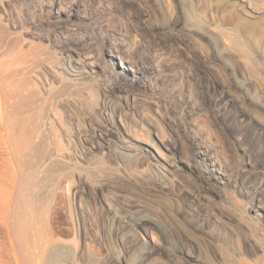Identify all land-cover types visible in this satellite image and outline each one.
Segmentation results:
<instances>
[{
	"label": "rangeland",
	"instance_id": "1",
	"mask_svg": "<svg viewBox=\"0 0 264 264\" xmlns=\"http://www.w3.org/2000/svg\"><path fill=\"white\" fill-rule=\"evenodd\" d=\"M263 13L264 0H0L4 81L46 129L22 158L0 140V245L16 215L30 241L53 228L61 264H264V52L257 31L226 36Z\"/></svg>",
	"mask_w": 264,
	"mask_h": 264
},
{
	"label": "bare ground",
	"instance_id": "2",
	"mask_svg": "<svg viewBox=\"0 0 264 264\" xmlns=\"http://www.w3.org/2000/svg\"><path fill=\"white\" fill-rule=\"evenodd\" d=\"M248 4V3H247ZM246 4V5H247ZM250 4V3H249ZM170 8V7H169ZM243 12V11H242ZM244 13V12H243ZM177 16V15H176ZM178 18V17H176ZM233 18V17H232ZM175 22V21H173ZM177 24V23H176ZM175 24V25H176ZM231 27L229 28L230 29V32H225L226 33V36H228L229 34V37L237 42L240 41L242 42L244 45L246 44V42L248 43V40L251 36V34H255L254 32L257 31V34H258V37L257 39L255 40L256 41V47L257 49L254 50V52L256 53V55H258V51H263L264 52V13L262 15L261 18H255V19H241L239 18L238 20L234 21L232 23V25H230ZM188 29V28H187ZM219 29V28H218ZM216 32V31H215ZM212 33V31H211ZM225 33L223 32V39H225ZM220 35V34H219ZM252 35V36H253ZM256 35V34H255ZM214 36H217L216 35H213ZM257 36V35H256ZM222 37H221V40H222ZM217 38V37H216ZM235 38V39H234ZM256 38V37H255ZM195 39V38H193ZM220 39V38H219ZM219 39H216L218 40V46L221 47V49H224L226 51V55L228 56L227 58H230L232 60V62H235L234 61V45H232L231 47V42L230 44H227L229 45V47L231 48H228V47H224V42L223 44H221V40L219 42ZM200 40V39H199ZM231 40V39H229ZM1 41V39H0ZM197 41V40H196ZM207 41V39H206ZM210 41V40H209ZM224 41V40H223ZM226 43L228 41V38H226ZM202 42V41H201ZM203 43V42H202ZM207 43V42H206ZM220 43V44H219ZM234 43V42H232ZM250 43V42H249ZM199 44V43H198ZM205 44V43H204ZM208 44V43H207ZM251 44V47H252V43ZM206 45V44H205ZM216 45V44H215ZM249 45V44H248ZM239 46V45H238ZM241 46V45H240ZM254 46V44H253ZM219 47V48H220ZM246 47V46H244ZM243 48V47H242ZM250 48V47H248ZM204 49H205V46H204ZM209 49V48H208ZM216 49V48H215ZM238 49V48H236ZM240 49V48H239ZM207 50V49H206ZM250 50V49H249ZM209 51V50H208ZM209 54H211L210 52H208ZM252 51V50H251ZM260 51V52H261ZM222 52V50H221ZM236 52V50H235ZM223 53V52H222ZM221 53V54H222ZM197 54V53H196ZM219 54V52H218ZM249 55V54H248ZM252 55V54H251ZM264 55V54H263ZM196 56V55H195ZM202 56V55H201ZM211 56V55H210ZM221 56V55H220ZM216 57V56H215ZM223 57V56H222ZM221 57V58H222ZM259 57V56H258ZM247 58V57H246ZM260 58V57H259ZM197 59V58H196ZM217 59L220 61V58L217 57ZM258 59V58H257ZM250 60V59H249ZM253 60V59H252ZM260 60V59H259ZM201 61V60H200ZM264 61V60H263ZM202 62V61H201ZM200 62V63H201ZM8 63V62H6ZM6 63H3V64H0L3 65L4 67L6 66ZM239 63V62H238ZM255 63V62H254ZM258 71L256 72L259 76L260 74L261 77L264 79V63H259L258 62ZM245 65V64H244ZM254 65V64H253ZM256 65V64H255ZM2 66V67H3ZM0 67V80H2V82L0 83L1 85V98H0V140H2V142L4 143L7 142L9 143L11 146H12V149L14 150V153L15 155H18L20 157V155L22 154V151L24 149L27 148H31V146H33V144L36 142V140H39L42 135H43V131L46 130L42 127L43 124H44V120L42 117L40 119V115L39 116V119L38 117L35 118V120H32V117L29 116V118L31 117V119H29L28 117L27 118H24V114L28 111L29 107H30V104L32 103L31 102V95H25L22 90H21V84L17 83V84H11L10 83V86H8L6 84V82L4 81V79L7 78V75H5L4 73V70L3 68ZM237 67V66H236ZM239 67V66H238ZM242 67V66H241ZM249 67H252L249 66ZM261 67L263 68V70L261 69ZM221 68L223 70H225L226 68H228V65L227 64H221ZM240 68V67H239ZM5 69V68H4ZM235 69V67H234ZM241 69V68H240ZM252 69V68H251ZM250 70V68L248 69ZM257 70V69H256ZM239 71V70H238ZM244 71V70H243ZM253 71V70H251ZM246 72V71H245ZM250 73V71H248ZM240 73V71H239ZM241 74V73H240ZM248 74V73H247ZM13 75V74H10V76ZM243 75V74H242ZM247 77H249L247 75ZM260 77V78H261ZM22 83V82H20ZM248 83V82H247ZM217 84V83H216ZM226 94V92H225ZM264 106V105H263ZM263 108V107H262ZM44 112V111H43ZM43 116V115H41ZM43 119V120H42ZM45 133V132H44ZM45 135V134H44ZM45 138V136H44ZM46 139V138H45ZM44 139V140H45ZM1 142V141H0ZM39 142V141H38ZM44 142V141H43ZM40 143V142H39ZM2 144V143H1ZM35 146H39V145H35ZM1 147V146H0ZM38 148V147H37ZM29 151H31L29 149ZM35 152V150H33ZM37 151V150H36ZM41 151V150H40ZM26 152V151H25ZM38 152V151H37ZM24 153V152H23ZM40 153V152H39ZM26 155V154H24ZM28 155V154H27ZM41 155L42 152H41ZM29 156V155H28ZM18 157V158H19ZM37 157V156H36ZM39 157V155H38ZM21 158H22V155H21ZM20 160H23L21 159ZM27 158V157H26ZM42 158V157H40ZM29 159V158H28ZM39 159V158H37ZM36 159V160H37ZM26 160V159H24ZM7 161V160H6ZM22 162V161H21ZM24 162V161H23ZM22 162V164H23ZM28 162V160H27ZM25 162V163H27ZM35 162V161H34ZM24 163V166H26ZM32 163V162H30ZM40 163V162H39ZM38 163V164H39ZM32 165V164H30ZM22 166V168L24 167ZM29 166V165H28ZM41 166V165H40ZM36 167V166H35ZM33 168V167H32ZM34 169V168H33ZM15 188V187H14ZM21 192V191H20ZM10 193V191H9ZM8 193V194H9ZM30 194V192H29ZM12 197V196H11ZM6 203L3 202V205H7V207L9 208L8 204L10 205V201L7 200V196H6ZM22 194H20L17 198L18 202H23L22 201ZM31 199V197H30ZM29 199V200H30ZM12 200V199H11ZM32 200V199H31ZM8 201V203H7ZM31 202V201H30ZM27 203H29L27 201ZM17 204V203H16ZM33 202L30 203V206H32ZM22 205V204H21ZM29 205V204H28ZM29 206V207H30ZM27 207V206H26ZM5 208V207H4ZM31 208V207H30ZM11 209V207L9 208ZM18 209V208H17ZM20 209V208H19ZM18 209V211L20 212V210ZM17 211V213H18ZM5 212H6V208H5ZM5 212L3 211L2 215L4 217L5 215ZM10 213V211L8 212ZM16 214V213H15ZM1 215V216H2ZM9 215V214H8ZM12 216V214H10ZM9 215V216H10ZM14 215V214H13ZM19 215V214H18ZM22 214H20L19 216H21ZM2 217V218H3ZM15 219L18 217H16V215L13 216ZM4 219V218H3ZM14 219V220H15ZM12 221L14 222V224H11V226H13L11 228L10 226V230H11V242L9 243H4L6 246H4L6 248V250L2 249L3 253L4 251H8L9 247L8 245L10 246V251L9 253L11 252V260L13 261V264H61V248H63L62 246L60 247L59 246V243L57 244V240L56 239H59V238H56L54 239V232H53V228L52 229H49L48 230V233L46 234V236L44 237V239H41V242H37L35 241V239L32 241H30V239L28 238V234L27 232H25V228L24 226L29 227L27 226L26 224L23 225V220L21 217H18V219H16V221ZM5 221V219H4ZM28 223V222H27ZM10 225V223H9ZM30 225V224H28ZM9 228V227H8ZM24 228V229H23ZM59 228V227H57ZM9 230V229H8ZM29 230V228H28ZM61 233V232H60ZM30 234V233H29ZM31 236V235H30ZM9 237V236H7ZM33 237V236H32ZM8 239V238H7ZM7 241V240H6ZM61 241V240H59ZM58 241V242H59ZM63 243V242H62ZM4 244H1V245H4ZM0 245V246H1ZM62 245V244H61ZM8 247V248H7ZM2 248V247H1ZM0 248V249H1ZM75 248V247H74ZM8 249V250H7ZM1 251V250H0ZM47 251V252H46ZM68 251V249H67ZM70 251V250H69ZM68 251V252H69ZM8 253V252H7ZM8 253V254H9ZM67 253V252H66ZM1 254V253H0ZM7 255V254H6ZM45 257V261L43 262H40L42 257ZM5 257V256H2V258ZM8 257V256H7ZM63 257V255H62ZM66 258V257H65ZM10 259V258H9ZM8 259V260H9ZM69 259V258H68ZM67 259V260H68ZM3 261V259H0ZM5 261V259H4ZM3 261V262H4ZM11 261V262H12ZM69 262V261H68ZM7 261H5V263H1V264H6ZM73 263V262H72Z\"/></svg>",
	"mask_w": 264,
	"mask_h": 264
}]
</instances>
